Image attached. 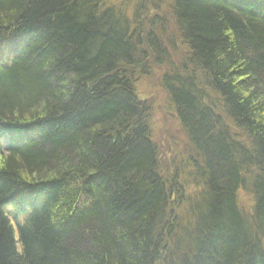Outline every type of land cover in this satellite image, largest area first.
I'll use <instances>...</instances> for the list:
<instances>
[{"label":"trees","instance_id":"1","mask_svg":"<svg viewBox=\"0 0 264 264\" xmlns=\"http://www.w3.org/2000/svg\"><path fill=\"white\" fill-rule=\"evenodd\" d=\"M107 2L0 0V264H264V0ZM153 67L178 182L136 93Z\"/></svg>","mask_w":264,"mask_h":264},{"label":"rangeland","instance_id":"2","mask_svg":"<svg viewBox=\"0 0 264 264\" xmlns=\"http://www.w3.org/2000/svg\"><path fill=\"white\" fill-rule=\"evenodd\" d=\"M136 0H108L107 6L132 7ZM165 18V17H164ZM167 24L166 38L161 42L166 44L175 43L179 46V36L175 34V28L170 23L169 18H165ZM166 41V43H165ZM181 47H178L180 50ZM173 59V57H171ZM175 59V58H174ZM161 69L151 68L147 76L139 78L136 81V93L140 102L147 107L148 122L151 127V134L159 149L160 166L165 171L166 177H173L180 181L184 175H188L190 160H184L185 155L189 153L187 137L179 124L175 111L171 107L168 97L162 87ZM174 172V174H173ZM185 181V180H184ZM192 187H184L185 200L190 199L196 193ZM239 205L247 216H251L254 207V198L249 193L240 190L238 193ZM184 200V201H185Z\"/></svg>","mask_w":264,"mask_h":264},{"label":"bare ground","instance_id":"3","mask_svg":"<svg viewBox=\"0 0 264 264\" xmlns=\"http://www.w3.org/2000/svg\"><path fill=\"white\" fill-rule=\"evenodd\" d=\"M169 102H170V100H169ZM170 104H171V102H170ZM171 107L173 108L172 104H171ZM152 138H153V136H152ZM15 149L16 150L19 149L17 147V145H16ZM5 153L7 154V152H2V154H0V159H1V156L5 155ZM191 198H194V195H192ZM20 210L21 209L19 208V206L16 205L15 203H12V202H8L2 207V211L5 215V217L8 220L10 226L12 227L14 240L16 243H18V241H19V229L26 226L27 222L29 221V216L26 214L27 211L26 210L20 211ZM29 212L31 214V211H29ZM243 213H244V211H243Z\"/></svg>","mask_w":264,"mask_h":264}]
</instances>
